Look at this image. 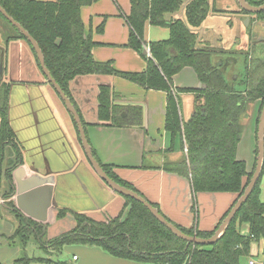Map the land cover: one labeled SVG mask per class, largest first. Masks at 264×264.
<instances>
[{
  "label": "crops",
  "instance_id": "0c3cea01",
  "mask_svg": "<svg viewBox=\"0 0 264 264\" xmlns=\"http://www.w3.org/2000/svg\"><path fill=\"white\" fill-rule=\"evenodd\" d=\"M209 3L212 10L208 17L200 27L193 29L199 36L198 47L215 50L217 66L226 78L225 68L229 67V78H233L236 89L241 90L239 83L246 72V63L258 50L260 56H264V20L257 18L256 13L241 12L238 0H209ZM215 8L222 12L213 11ZM130 9V0H95L82 7L81 17L86 32L91 33L97 43L93 48L97 61H112L119 71L142 72L147 69L151 53L149 46L144 47L148 51L146 54L144 49L140 54L126 45L130 35L127 21ZM178 18L185 19L184 7L167 15L170 20ZM169 37L170 29L146 24L147 42ZM4 43L0 42L5 48L3 82L10 86V123L23 155L22 163L13 171L15 191L9 199L27 217L47 225V238H54L76 225L71 213L58 218L60 208L85 213L97 220L116 216L124 207V197L113 191L92 168L69 111L38 66L29 44L23 39L8 45ZM200 84L191 66L173 76L182 122L194 114L197 94L178 88H205ZM102 85L110 86L112 106L116 109L114 117L123 125L100 121L98 96ZM70 88L87 123L85 131L91 149L100 162L111 166L119 178L157 204L172 223L200 231L220 227L239 194L228 191L194 193L189 178L164 168L166 163L188 160L182 136L178 134L174 139L166 129V91L147 89L121 76L97 74L76 77ZM260 108L261 100L251 103L242 118L244 130L237 147V159L246 163L248 172L254 169L258 158ZM3 181L2 178L0 236L18 245V237L13 238L14 214L2 197L10 190V184L6 180L7 186H3ZM5 219L12 221L14 226L7 224ZM248 229V224L243 225V233H248ZM46 247V252L51 254ZM63 251L64 260L71 264H151L116 257L99 246L74 244L65 246ZM74 256L78 258L74 260ZM18 259L16 255L10 257L15 264H21ZM251 261L256 264L253 259Z\"/></svg>",
  "mask_w": 264,
  "mask_h": 264
},
{
  "label": "trees",
  "instance_id": "16d2710c",
  "mask_svg": "<svg viewBox=\"0 0 264 264\" xmlns=\"http://www.w3.org/2000/svg\"><path fill=\"white\" fill-rule=\"evenodd\" d=\"M93 1L95 0H0V4L38 42L46 67L78 110L84 127L87 123L70 88L71 82L78 76H121L147 89L166 91V129L172 133L174 139L178 134L182 136V147L187 148L188 160L184 159L175 164L166 163L165 170L189 178L194 193L228 191L238 193V200L256 169L255 166L251 172L247 171L246 163L237 159V147L244 130L242 118L247 114L249 105L261 100V109L264 106V56L252 57L246 63V72L240 84L242 89L238 90L235 82L231 83L217 66V61L214 60L215 50L198 47L199 36L193 29L200 27L212 10L209 0H130L131 9L127 15L130 35L126 45L140 54L145 46H149L151 58L148 59L145 71H119L112 61L101 62L94 58L93 48L97 43L92 34L86 32L81 17L82 7ZM247 1L256 6L264 4V0ZM183 7L185 19H167L168 14L176 13ZM213 11L222 12L217 8ZM241 12L250 14L244 9H241ZM254 15L264 20V11ZM0 16L14 29L5 30L4 44L8 45L11 41L19 39L25 40L41 69L31 43L1 13ZM147 23L168 27L170 37L166 40L147 42ZM102 29L103 24L99 27L100 31ZM186 66L195 70L205 88H178L179 91L197 94L194 114L188 121L182 122L177 93L173 88V76ZM9 93V84L2 83L0 182L5 178L10 184V190L3 193L2 197L6 199V206L19 218L13 238L18 237L22 244H26L33 235L38 244L47 250L46 245L50 240H46L47 225L27 217L20 209L15 208L14 202H7L15 191L13 171L23 160L19 140L10 123ZM57 95L59 96L58 93ZM98 98L100 121L123 125L114 117L116 109L112 106L110 86L102 85ZM70 116L82 144L78 126L71 113ZM93 154L96 157L94 151ZM97 160L112 179L141 194L132 184L119 178L111 166ZM263 174L264 166L247 201L213 244L187 242L161 223L140 201L122 195L125 199L122 210L116 216H108L105 220L60 208L58 218L71 213L76 225L51 239L50 252L58 253L67 245L81 244L99 246L116 257L151 264H241V259L250 255L251 243L264 236V201L260 199ZM152 204L159 210L157 204ZM245 224L249 225L248 233H243ZM175 225L186 234L202 238L212 237L218 229L217 227L213 231H200L194 227ZM41 261L50 264H71L69 261L54 260L51 257L41 258ZM17 262L29 264L24 257Z\"/></svg>",
  "mask_w": 264,
  "mask_h": 264
},
{
  "label": "water",
  "instance_id": "95a60500",
  "mask_svg": "<svg viewBox=\"0 0 264 264\" xmlns=\"http://www.w3.org/2000/svg\"><path fill=\"white\" fill-rule=\"evenodd\" d=\"M239 4L242 9L246 10L249 13H259L264 11V4L262 5H252L247 0H238ZM0 13L7 18L12 25H14L25 37L26 39L31 43L33 46L37 57L39 59V62L41 64V69L43 74L47 77V81L54 87V89L59 94L61 100L65 103V106L67 110L72 114L80 133L81 141L83 144V148L86 152V155L88 157V160L94 169V171L97 173V175L103 180L113 191L116 193H119L121 195L129 196L131 198H134L138 201H140L146 208L150 210V212L165 226H167L175 235L178 237L186 240L189 243L194 244H203V245H210L215 243L221 235L224 233V231L227 229L233 218L235 217L238 210L242 207V205L247 201L248 197L250 196L252 190L254 189L258 179L260 178V175L263 170L264 166V107L261 112L259 126H258V158H257V164L256 169L253 173L252 179L250 183L248 184L247 188L245 189L244 193L240 196L236 204L232 207V209L229 211L228 215L223 220L220 227L216 230L215 234L210 238H202L196 235H189L184 233L180 228H178L174 223H172L170 220H168L160 211L153 206V204L148 201L146 198H144L142 195H140L138 192L121 185L120 183L116 182L114 179H112L106 171L103 169L102 165L99 163V161L96 159V157L93 154V151L91 149L90 143L87 138V134L85 131V127L82 123V119L80 117V114L78 110L75 108L74 104L70 100V98L66 95V93L62 90L61 86L57 83V81L53 78L50 71L45 65V58L44 54L42 52V49L38 42L35 40V38L24 28L21 26L19 22H17L13 17H11L4 7L0 4ZM248 21V19H247ZM247 23V22H246ZM245 23V24H246ZM148 51L144 49V53L146 54ZM4 70H5V48L3 46H0V85L3 83L4 80ZM202 85V84H200Z\"/></svg>",
  "mask_w": 264,
  "mask_h": 264
},
{
  "label": "rangeland",
  "instance_id": "374dc122",
  "mask_svg": "<svg viewBox=\"0 0 264 264\" xmlns=\"http://www.w3.org/2000/svg\"><path fill=\"white\" fill-rule=\"evenodd\" d=\"M164 28H168V27H164ZM5 30L13 31L14 29L4 18H2L0 16V42L5 40V37H6ZM168 33H169V30H168ZM258 52H259V50L257 51V55H256L257 57L260 56V53H258ZM228 68L229 67H227V66L225 68L226 72H228V76H227L228 78L227 79L231 83H233L234 82V80H232L233 78H229V75H230L229 73H230L231 69H228ZM240 84H241V81H240L239 85ZM261 112H262V109L260 110V115H261ZM258 125H259V120L257 123V127H258ZM7 149L9 150V148H7ZM3 180H4L3 186H7L6 180L4 178H3ZM260 186H261L260 199L262 201H264V174L262 176ZM11 201L14 202L13 200H10V199L7 202L9 203ZM15 208L19 209L17 205L15 206ZM15 208L13 207V209H15ZM1 212H2V209L0 208V213ZM13 214L14 215L12 216V219L14 220V224L16 227L17 221L19 220V218H18V216L15 215L14 212H13ZM5 221L7 224H11V226H14L12 221L7 220V219H5ZM49 232H50V230H49ZM47 235H46V238H47ZM48 239H50V240L47 242V246H48L49 250L52 251V247L50 246V241L53 238H47L46 240H48ZM17 244L18 245H14L12 243H9V240L3 239L2 235L0 236V264H15L12 260H10V257L15 256V255L17 256V259L19 257H24L26 263H29V264H50L48 262L41 261V258H46V257H51L54 260H58V259L64 260V253H63L64 251L63 250H62L63 252L60 251L58 253L53 252L51 254H48L46 252V250L43 249L38 244L37 240L35 239V237L33 235L31 236V239L26 242V244H22L20 239L18 240ZM251 259L256 261V264H262V262H264V236L260 237L258 240H254L251 243L250 255L247 257H243L241 259V264H249Z\"/></svg>",
  "mask_w": 264,
  "mask_h": 264
},
{
  "label": "built area",
  "instance_id": "2783aa9c",
  "mask_svg": "<svg viewBox=\"0 0 264 264\" xmlns=\"http://www.w3.org/2000/svg\"><path fill=\"white\" fill-rule=\"evenodd\" d=\"M78 258V256H74L73 259L76 260ZM251 264H254L253 261H251Z\"/></svg>",
  "mask_w": 264,
  "mask_h": 264
},
{
  "label": "flooded vegetation",
  "instance_id": "af4514ba",
  "mask_svg": "<svg viewBox=\"0 0 264 264\" xmlns=\"http://www.w3.org/2000/svg\"><path fill=\"white\" fill-rule=\"evenodd\" d=\"M3 83H6L5 81Z\"/></svg>",
  "mask_w": 264,
  "mask_h": 264
}]
</instances>
